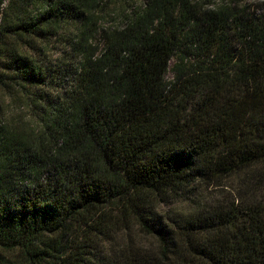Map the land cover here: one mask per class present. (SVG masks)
<instances>
[{
  "label": "trees",
  "instance_id": "1",
  "mask_svg": "<svg viewBox=\"0 0 264 264\" xmlns=\"http://www.w3.org/2000/svg\"><path fill=\"white\" fill-rule=\"evenodd\" d=\"M5 1L0 264H264V10L132 2L53 69L102 0Z\"/></svg>",
  "mask_w": 264,
  "mask_h": 264
},
{
  "label": "rangeland",
  "instance_id": "2",
  "mask_svg": "<svg viewBox=\"0 0 264 264\" xmlns=\"http://www.w3.org/2000/svg\"><path fill=\"white\" fill-rule=\"evenodd\" d=\"M195 2L200 3L201 5H214L218 4L221 1L227 2L230 0H194ZM240 5L246 4L251 11H262L264 10V0H232ZM133 2V3H132ZM141 0H102L99 2V6L97 8L96 14L93 18L90 29V36L83 41L82 45L84 49H79L75 42L78 40L77 34L78 31L72 25L64 26L59 34L56 37H53L48 41L47 44V62L51 64L53 69L59 68H71L77 66L78 62V54L88 55L97 53L101 47V39H100V29H105L109 27H118L120 25V16L122 12L128 9L127 4H135L139 6L141 4ZM7 3V0L4 4ZM36 57V54L33 55ZM50 66V65H49ZM171 73L168 71L166 74L167 79H169ZM19 106L18 103L15 104ZM23 111V116H26V113L29 112L24 106L21 107ZM28 118V116H27ZM237 178H230L226 181V185L223 186V189H218L216 187H208L207 191L210 195H222L224 192L231 191L232 187L234 188L236 184ZM224 191V192H222ZM166 208L161 206L159 207V211H164ZM140 240H147L143 237H139Z\"/></svg>",
  "mask_w": 264,
  "mask_h": 264
}]
</instances>
